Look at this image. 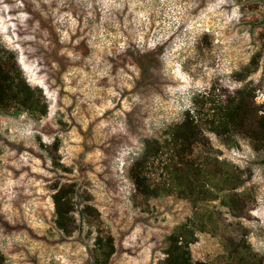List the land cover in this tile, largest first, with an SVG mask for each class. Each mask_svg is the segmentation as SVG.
Here are the masks:
<instances>
[{
	"label": "clouds",
	"instance_id": "clouds-1",
	"mask_svg": "<svg viewBox=\"0 0 264 264\" xmlns=\"http://www.w3.org/2000/svg\"><path fill=\"white\" fill-rule=\"evenodd\" d=\"M262 33L264 0H0V63L13 66L12 91L23 86L31 94L27 104L21 92L0 106L4 264H21L26 251L36 264H97V239L108 235L121 245L122 264H146L153 248L159 259L166 247L160 225L138 231L151 221L136 201L162 210L176 194L145 196L133 170L155 159L156 144L167 160L165 142L189 118L199 124L245 91L264 105ZM200 133L210 145L206 156L238 177L218 196L246 201L239 221L213 201L223 234L264 257V148L254 150L239 135L222 142L207 126ZM61 189L66 235L55 222L53 197ZM185 205L198 210L186 198L177 207ZM165 217L168 231L182 219ZM28 230L51 245L37 247ZM186 230L202 235L199 227ZM222 243L217 237L221 254ZM188 247L195 255L204 240Z\"/></svg>",
	"mask_w": 264,
	"mask_h": 264
},
{
	"label": "trees",
	"instance_id": "trees-1",
	"mask_svg": "<svg viewBox=\"0 0 264 264\" xmlns=\"http://www.w3.org/2000/svg\"><path fill=\"white\" fill-rule=\"evenodd\" d=\"M248 68L251 69V64ZM13 74L14 69L10 63H0V106H7L11 101L19 100L21 92L24 93L23 103L27 104L30 99V92L23 86H20L15 93L12 91ZM251 95V92L245 91L240 94L239 103L230 98L227 104L214 106L210 116L205 114L199 124L189 118L183 126L174 129L172 142L170 144L165 142L168 150L167 160L161 158L164 154L156 144L151 149V155L155 159L152 161L145 159L137 169L133 170L139 186L138 191L145 196L160 197L161 194L175 193L181 199H188L192 206L198 209L191 218L177 226L167 237L162 264H208L194 260L188 245L197 243L199 237H196L193 231L186 230L187 225H192L194 228L199 227L201 233L208 232L215 222V213L203 209L202 204L219 200L222 206L230 209L233 216L238 218L241 209L246 206L244 197H237L231 193L224 195L223 199L218 196V193H223L225 189L234 185L238 177L231 174L223 163L213 161L206 156L208 151L205 149L209 147V142L201 136L200 128L207 126L209 130L215 131L223 142L231 139V136L239 135L249 140L254 150L264 148V117L257 113V108L264 110V105L253 104ZM199 148L200 150L197 151ZM206 184L208 188L204 187ZM74 186L75 183L65 187L71 191ZM62 194H65L64 189L53 197L57 211L60 212L55 222L59 228L65 230L66 235L67 218L62 214L63 204L59 200ZM89 211L92 214L98 212L97 209H89ZM178 233L183 235V245L179 243ZM226 250L235 264L263 263V258L253 255L243 240L240 243L228 242ZM97 252L98 264H109L116 253L114 238L112 236H107L105 239L98 238ZM0 264H4L2 257Z\"/></svg>",
	"mask_w": 264,
	"mask_h": 264
},
{
	"label": "rangeland",
	"instance_id": "rangeland-1",
	"mask_svg": "<svg viewBox=\"0 0 264 264\" xmlns=\"http://www.w3.org/2000/svg\"><path fill=\"white\" fill-rule=\"evenodd\" d=\"M262 36H264V33L261 34ZM208 36L207 34L204 37V40L207 41ZM250 65V64H249ZM248 65V66H249ZM264 82V81H262ZM243 138V137H241ZM245 140L246 143H248L250 146V142L249 140L243 138ZM222 141V140H221ZM223 142V141H222ZM235 145V144H233ZM236 147H239L238 145H235ZM210 147V145H209ZM209 147H207L205 150H209ZM225 147L228 148L230 147V145L225 144ZM252 147V146H251ZM199 149H197V151H199ZM222 154V153H221ZM9 171H13L11 168H9ZM70 171V170H69ZM75 183V182H73ZM51 187V186H50ZM171 196V195H169ZM159 199V197H157ZM181 200V198L177 197L175 195V198L165 207H163V209L161 210V206H159L158 204H153V205H149L147 204L143 199L136 201V206H140L141 204L144 205V210L147 213V216L149 217L151 223L146 222L143 224H138L137 225V230H145V231H150L151 230V224H157L160 225V232H161V240L162 242L166 245V240L167 237L174 231V229L179 226L180 224L186 222L189 218H191L193 216V213L189 212V206L185 205L182 207H177V204L179 203V201ZM189 205L192 206V204L189 202ZM220 207L226 208L224 206H222L221 204L219 205ZM193 207V206H192ZM201 207L203 209H209L210 211L215 213L216 216V220L215 222L210 226L209 231L208 232H204L201 233V237H199V240L197 243L200 242V239L202 238L204 240V247L202 249H197L196 253L194 255L193 251H192V255L194 260H199V261H203V262H207L208 264H235L234 260H232L226 250V246L227 243L230 241H235V239L232 238L231 234L229 235H224L223 234V230H222V217L217 215L216 212V208L213 205V202H209V203H204L201 205ZM98 210V209H97ZM99 211V210H98ZM168 213V216H171L174 220L175 219H180L182 217V219H180V223L174 224L172 226L171 231H168L164 225L167 222V217H165L163 220L160 219V216L163 215V213ZM189 213L188 215H184V213ZM159 214V215H154V214ZM233 215V214H232ZM234 217V216H233ZM240 218V217H239ZM238 217H234V219L236 221H239ZM0 221H2V217H0ZM14 227V226H12ZM119 231H123L124 229H118ZM49 233L51 232V230H47ZM27 236L30 242L34 243L37 247L39 246H47V245H51V241L48 240L46 235H37L34 231L32 230H28L27 232ZM108 236H112V235H108ZM114 238L115 241V246H116V253L112 256L109 264H122V248L120 243L117 240V237L112 236ZM217 237H221L223 243H222V247L224 249L223 254H221L219 252V250L216 248V242H217ZM60 237H58L59 239ZM152 239H155V235H153L151 237ZM128 239L132 242V244L130 245L133 249H135L136 245V241H137V236L135 233H133L130 237H128ZM140 247L144 246V241H141ZM164 249L165 247L161 248L159 251L161 253L160 258H157V249L153 248L151 253L148 256V259L146 261V264H162V260L164 259L165 255H164ZM263 258V263L264 264V257ZM21 264H36L35 261V257L33 254L28 253L27 251L24 253V259L23 261H21ZM98 264V262H97Z\"/></svg>",
	"mask_w": 264,
	"mask_h": 264
}]
</instances>
